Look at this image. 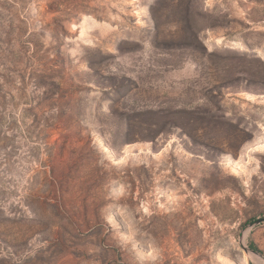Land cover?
Returning a JSON list of instances; mask_svg holds the SVG:
<instances>
[{"label":"rangeland","instance_id":"1","mask_svg":"<svg viewBox=\"0 0 264 264\" xmlns=\"http://www.w3.org/2000/svg\"><path fill=\"white\" fill-rule=\"evenodd\" d=\"M261 219L264 0H0V264H264Z\"/></svg>","mask_w":264,"mask_h":264},{"label":"water","instance_id":"2","mask_svg":"<svg viewBox=\"0 0 264 264\" xmlns=\"http://www.w3.org/2000/svg\"><path fill=\"white\" fill-rule=\"evenodd\" d=\"M263 222H264V219L258 220L257 222H255V225H259V224H261Z\"/></svg>","mask_w":264,"mask_h":264},{"label":"trees","instance_id":"3","mask_svg":"<svg viewBox=\"0 0 264 264\" xmlns=\"http://www.w3.org/2000/svg\"><path fill=\"white\" fill-rule=\"evenodd\" d=\"M251 249L254 251H258L253 245L251 246Z\"/></svg>","mask_w":264,"mask_h":264}]
</instances>
